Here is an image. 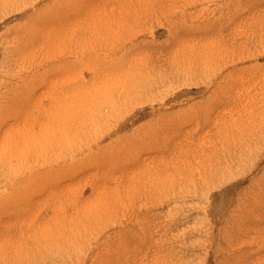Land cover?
Masks as SVG:
<instances>
[{"label":"rangeland","instance_id":"obj_1","mask_svg":"<svg viewBox=\"0 0 264 264\" xmlns=\"http://www.w3.org/2000/svg\"><path fill=\"white\" fill-rule=\"evenodd\" d=\"M0 264H264V0H0Z\"/></svg>","mask_w":264,"mask_h":264}]
</instances>
